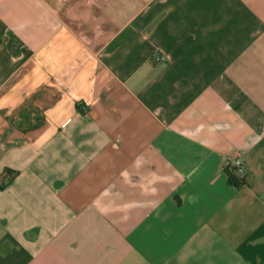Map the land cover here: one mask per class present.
Instances as JSON below:
<instances>
[{
  "label": "crops",
  "instance_id": "0c3cea01",
  "mask_svg": "<svg viewBox=\"0 0 264 264\" xmlns=\"http://www.w3.org/2000/svg\"><path fill=\"white\" fill-rule=\"evenodd\" d=\"M0 264H264V0H0Z\"/></svg>",
  "mask_w": 264,
  "mask_h": 264
},
{
  "label": "built area",
  "instance_id": "2783aa9c",
  "mask_svg": "<svg viewBox=\"0 0 264 264\" xmlns=\"http://www.w3.org/2000/svg\"><path fill=\"white\" fill-rule=\"evenodd\" d=\"M229 168L232 172L237 174L240 179H242L247 173V167L241 157L235 158L232 163H230Z\"/></svg>",
  "mask_w": 264,
  "mask_h": 264
},
{
  "label": "trees",
  "instance_id": "16d2710c",
  "mask_svg": "<svg viewBox=\"0 0 264 264\" xmlns=\"http://www.w3.org/2000/svg\"><path fill=\"white\" fill-rule=\"evenodd\" d=\"M230 181H231V182H234V181H233V176H232L231 173H230Z\"/></svg>",
  "mask_w": 264,
  "mask_h": 264
}]
</instances>
